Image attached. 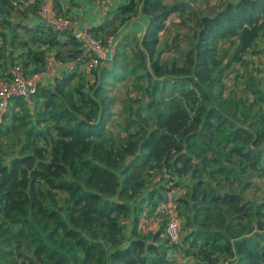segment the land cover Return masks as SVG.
I'll list each match as a JSON object with an SVG mask.
<instances>
[{
    "label": "trees",
    "instance_id": "obj_1",
    "mask_svg": "<svg viewBox=\"0 0 264 264\" xmlns=\"http://www.w3.org/2000/svg\"><path fill=\"white\" fill-rule=\"evenodd\" d=\"M44 1L0 0V81L49 54L78 63L0 114V264H174L164 218L139 227L169 195L193 264H264V199L243 192L264 178V78L246 58L264 39V0H125L87 29L115 39L93 69L41 19ZM173 14L182 29L160 49ZM130 79L138 94L117 107Z\"/></svg>",
    "mask_w": 264,
    "mask_h": 264
},
{
    "label": "built area",
    "instance_id": "obj_2",
    "mask_svg": "<svg viewBox=\"0 0 264 264\" xmlns=\"http://www.w3.org/2000/svg\"><path fill=\"white\" fill-rule=\"evenodd\" d=\"M40 17L55 31L60 33L68 32L74 39L82 43L83 55L87 59L86 68L93 69L98 66L99 59H104L106 50L112 51L115 39L109 36L106 43L92 36L87 29L79 28L73 18L63 16L50 5L49 1H44L40 6ZM111 54V53H110ZM78 61L57 60L53 54L46 57L45 68L32 75L26 74L20 65H13L10 70V78L0 81V114L8 106L9 99L12 97H21L30 103L31 96L36 90L37 82L44 78L56 75L61 70H73ZM165 176H167L165 174ZM174 193V192H171ZM165 220L164 235L167 237L171 246H177L180 242V222L181 217L177 210V202L169 195L165 202L159 203L151 216H143L139 221L141 229H154L156 223ZM168 256L172 253L168 252Z\"/></svg>",
    "mask_w": 264,
    "mask_h": 264
},
{
    "label": "rangeland",
    "instance_id": "obj_3",
    "mask_svg": "<svg viewBox=\"0 0 264 264\" xmlns=\"http://www.w3.org/2000/svg\"><path fill=\"white\" fill-rule=\"evenodd\" d=\"M210 4H216L219 2V0H207ZM236 1V0H231ZM198 4H201L198 2ZM179 17L177 14L171 15L167 20L168 29L165 33L161 35V43L159 45V48L161 49L164 44V40H170L175 32L178 30L179 26L177 25L179 23ZM178 26V27H177ZM182 28H179L181 31ZM260 44V45H259ZM258 44V52L255 54H251L246 56V58L249 60V66L248 70L254 74V77L258 78H264V39L259 42ZM255 47L254 50L257 49ZM238 66H233L231 69H233L226 79V82L228 84H233L235 86V89L237 90V94L240 95L239 91L243 90L245 88V69H239L236 70ZM235 78V79H233ZM128 95H136L138 94V87L133 83V81L130 79L128 81H125L124 83L117 84L114 87V94L116 97V106H120V100L121 98L127 94ZM113 129H116V126H113ZM175 178L178 179L177 176ZM176 180V179H175ZM179 182L186 183L188 179V174H186L184 177L179 179ZM178 181V180H177ZM163 183V182H162ZM179 188V187H178ZM177 188V189H178ZM182 192V189L180 188L178 195H180ZM245 196L252 198L254 201H261L264 199V178H254L252 180L251 185L243 191ZM177 195V196H178ZM160 222L157 224V226L160 225ZM130 227V226H129ZM141 229V228H140ZM184 232L181 227V240L180 244L174 249V252L171 256H169V260L173 262L174 264H193V260L191 259V248L189 245V242H184Z\"/></svg>",
    "mask_w": 264,
    "mask_h": 264
},
{
    "label": "crops",
    "instance_id": "obj_4",
    "mask_svg": "<svg viewBox=\"0 0 264 264\" xmlns=\"http://www.w3.org/2000/svg\"><path fill=\"white\" fill-rule=\"evenodd\" d=\"M50 1V0H48ZM125 0H58L56 9L61 14L73 18L79 28L88 29L98 25L106 12ZM138 28V22L135 23ZM140 26V25H139ZM110 51L104 52V59L110 57Z\"/></svg>",
    "mask_w": 264,
    "mask_h": 264
},
{
    "label": "water",
    "instance_id": "obj_5",
    "mask_svg": "<svg viewBox=\"0 0 264 264\" xmlns=\"http://www.w3.org/2000/svg\"><path fill=\"white\" fill-rule=\"evenodd\" d=\"M131 160V158L129 157L128 159H127V162H129Z\"/></svg>",
    "mask_w": 264,
    "mask_h": 264
}]
</instances>
